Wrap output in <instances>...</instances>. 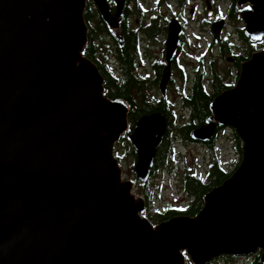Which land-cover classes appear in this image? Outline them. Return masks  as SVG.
<instances>
[{
  "label": "water",
  "instance_id": "obj_1",
  "mask_svg": "<svg viewBox=\"0 0 264 264\" xmlns=\"http://www.w3.org/2000/svg\"><path fill=\"white\" fill-rule=\"evenodd\" d=\"M103 25L120 28L126 0H91ZM109 2L114 5L113 10ZM87 0H0V264H207L259 253L264 264V49L241 62L235 84L192 129L206 143L216 127L241 141L240 160L203 196L194 215L154 224L123 180L114 146L129 131L130 105L108 98L88 42ZM243 34L264 38V0H236ZM225 20L211 25L220 40ZM180 47L167 25L166 92ZM230 61V59H228ZM168 118L140 116L128 135L135 179L146 184Z\"/></svg>",
  "mask_w": 264,
  "mask_h": 264
},
{
  "label": "rangeland",
  "instance_id": "obj_2",
  "mask_svg": "<svg viewBox=\"0 0 264 264\" xmlns=\"http://www.w3.org/2000/svg\"><path fill=\"white\" fill-rule=\"evenodd\" d=\"M199 1V0H198ZM212 1V2H211ZM203 6L198 11L199 6L196 5L194 0H187L185 7L176 6L171 0H166L158 4V0H134L130 4L134 16L129 20V27L145 24L151 17L157 15V13L167 14L170 16L167 10L171 9V14L180 16L185 27V42L181 44V50L177 56L178 66L172 68L171 83L168 85L165 95L162 96L159 92L158 85L154 82L155 71L152 62L158 61L164 63L163 56V43L157 37L152 36L148 40H144L141 35L140 40L142 43H138V55L133 61L135 75L141 79V85L147 97L150 101H156L160 98H165L169 103L171 114L169 115L170 139L174 145L171 158L152 171L150 178L146 184H141L135 179L133 172L134 158L128 153L127 142L118 141L114 146V155L119 161L120 168L122 170L123 180H130L133 183L132 193L136 196H142L146 202L145 216L150 219L154 217L157 212H163L169 209L183 210L189 205H192L191 196L185 192L183 188L182 173L185 166L190 170H195L196 173L205 176L206 168L211 156H216L221 166L230 172L236 166L240 160V155L234 149L232 143V132L230 128H222L215 140V151L212 153L205 148L202 143L189 142L180 139V133L178 128L184 123L189 121V111L182 104L180 98V90L185 92L184 89H188L194 70L200 62H203L202 71L205 75L209 74V67L211 59H214L216 64V70L220 74L221 83H231L235 81V70L227 72L229 63L227 61V54L221 58L213 43L212 35L208 34V26L205 25L201 31V28L196 22L192 21L193 14L200 15L202 19H215L219 17H227V21L224 27L223 35L225 38L233 43V51L238 54L247 56V50L264 49V38L261 41H250L247 43L241 42L238 36V28L243 25L242 19L239 18L240 8L235 4L233 9V15L228 16V10L231 4L230 0H202ZM110 8L112 2H109ZM248 6L244 5L243 7ZM191 7L194 13H191ZM95 9V7H94ZM100 20L98 12L92 19L93 28L96 30L95 41L101 47L102 54L99 55L100 59L104 60L106 66L111 65V70L117 71L118 64H112L111 59L115 52V39L107 36L105 33H100V26L96 21ZM158 23V22H157ZM161 24L158 23V27ZM157 28V26H156ZM114 37H118L121 33L119 27L116 31L110 32ZM163 47V48H162ZM114 59V58H113ZM102 62V61H101ZM190 64L191 66H187ZM182 69V71L179 70ZM227 74V75H226ZM182 75L188 78V81L184 82ZM131 146V143H130ZM132 147V146H131ZM130 149V148H129ZM195 206V205H194ZM152 221V220H151ZM156 224V223H155ZM259 255L258 253L241 257H234L227 259L222 256L213 260V264H249L253 259V256ZM190 264V262H187Z\"/></svg>",
  "mask_w": 264,
  "mask_h": 264
},
{
  "label": "trees",
  "instance_id": "obj_3",
  "mask_svg": "<svg viewBox=\"0 0 264 264\" xmlns=\"http://www.w3.org/2000/svg\"><path fill=\"white\" fill-rule=\"evenodd\" d=\"M113 8L114 5L112 3L111 9L113 10ZM96 14L97 11L96 9H94V5L92 4L91 0H87L84 12V20L88 28V42L84 48L83 54L97 64L104 80V94L111 99L117 97L123 98L130 105V112L128 115L129 131L123 134L119 141L123 142V140H125L127 142L128 153L133 156L134 160L135 151L130 146L128 135L133 130L135 121L140 116L155 111L164 113L165 116L168 118L167 130L161 140V143L158 146L154 166L152 169L153 171L161 164L165 163L167 159L171 158L172 152L174 150L172 139H170L169 136L171 131L169 125L172 123L169 118V115L171 114L169 103L163 97L156 101H150L146 93L141 91V89L143 90L141 85V79H139L135 75L133 66V61L138 55V48H136L134 41L132 40L133 34L126 33V30L123 28L121 31L123 33V36H120L119 38H114V36L110 34L106 27L102 24L101 20H97L96 23L98 26H100V33H105L107 36H110L112 39H115V52L113 57L114 61L112 62V64H118L119 68L117 69V71H114L111 70L109 66H106L104 64V60L100 59L99 57V55L102 54L101 47L96 43L94 39L96 30L93 28L92 19L96 16ZM232 15L233 11L231 13V16ZM238 36L241 42H250L243 34V28H240L238 30ZM223 44V52L229 53L230 48L232 49V44H230V46H228L226 42H223ZM253 51L251 49L247 50L248 55H241L238 59L240 61L245 60ZM152 65L155 71L154 82L157 84L161 69L163 67V62L155 61ZM184 81H186V78H184ZM190 84L191 87L190 92L188 94L182 91L179 92L182 104L188 109L190 118L189 121L184 122L178 128V130L180 133L181 140L192 142L189 137V132L192 129L206 123L208 117L211 116L210 103L212 102L213 98L221 91L226 89L227 86L222 85L221 81L216 79L214 82V84L216 85V89L213 94H209L204 87V83L201 79V74L197 72L195 73L193 79L190 81ZM220 129L222 128L218 126L217 131H219ZM215 136L216 135H214V137L209 141V143H207L206 146L207 149L212 153L215 151ZM232 143L234 149L240 155L241 141L237 137L235 132H232ZM237 165L238 163L236 164L235 168L237 167ZM235 168L230 172H227L221 166L216 156H211V159L207 164L205 176H202L196 173L195 170H190L187 166H185L182 173L183 188L185 192L191 196L193 204L180 211L177 209H169L163 212H157L154 217H150V220H152V222L155 224L163 220L169 219L175 215L194 216L202 206L203 196L213 187L219 185L226 178H228L235 170ZM223 257H226L229 260L234 258V256ZM210 263L211 262L207 264Z\"/></svg>",
  "mask_w": 264,
  "mask_h": 264
},
{
  "label": "flooded vegetation",
  "instance_id": "obj_4",
  "mask_svg": "<svg viewBox=\"0 0 264 264\" xmlns=\"http://www.w3.org/2000/svg\"><path fill=\"white\" fill-rule=\"evenodd\" d=\"M163 1H166V0H158V4H160L161 2H163ZM176 6H178V7H185L186 5H187V0H171ZM231 1V4H230V7H229V10H228V16L230 15L231 16V13H232V11H233V9H234V7H235V4L237 5V3H236V0H230ZM134 2V0H126V3H125V7H124V15H123V19H122V24H121V31H122V29L124 28L125 30H126V33H132L133 35H132V40L134 41V44H135V46H136V48H138V43H142V41L140 40V37H141V35H143V37H144V40H148L149 38H151L152 36H155V37H157L159 40H161V42L163 43V45H165V41H166V38H167V25H168V23L171 21V20H175L176 21V23L179 25V28H180V48H179V51H178V54H179V52H180V50H181V44H183V42H185V40H186V38H185V27H184V25H183V23H182V21L180 20V16L179 17H177L176 15H173V14H171V9H169V10H167L168 12H169V14H170V16L168 17V15L167 14H161L160 12L159 13H157V15H155L154 17H151L150 19H149V21L148 22H146L145 24H140V25H138V26H133L132 28H128L129 27V20H130V18L131 17H133L134 16V12L132 11V8H131V6H130V4L131 3H133ZM194 2H195V4L197 5L198 4V6H199V12L201 11L200 10V8L203 6V3H202V0H194ZM212 2V1H211ZM244 5H247V4H244ZM243 5V6H244ZM249 5V4H248ZM238 6V5H237ZM243 6H241V7H239L240 8V11H241V8H243ZM245 7H247V6H245ZM240 11H239V18H240ZM191 13H194V11H193V8L191 7V11H190ZM220 19H224L225 20V24H226V21H227V17H219V18H215V19H202L201 17H200V15H198L197 14V12H196V14H193V16H192V21L193 22H196L197 24H198V26L201 28V31H202V29L204 28V26L205 25H207L208 26V31H207V33L208 34H210V35H212V38H213V43H211V47H214V44H216L215 45V47H216V51H217V53H218V55L221 57V58H223V56L224 55H226L227 54V56H226V58H227V61H228V59H230V61H228V62H230L229 63V66H228V69H227V72H229L230 70H235V73H234V78H235V81H234V83L233 84H231V83H221L222 85H225V86H227V88L226 89H229V88H231L234 84H235V82H236V79H237V77H238V75H239V72H240V64H241V62L242 61H240L238 58H239V56H241L240 54H238V52H234L233 51V49H231L230 48V52L229 53H224L223 52V50H222V47H223V42H226V44L228 45V46H230V44H232V48H234L233 47V43L232 42H230V41H228L226 38H225V36L223 35V30H224V27H225V25H224V27H223V30H222V32H221V34H220V40H218V42H214V37H213V33H212V29H211V25H212V23L213 22H215V21H218V20H220ZM241 19V18H240ZM160 23L161 24V26L160 27H158V23ZM243 22V21H242ZM156 26H157V28H156ZM241 28H243V25H242V27ZM240 28H238V30H239ZM237 33H238V31H237ZM120 36H123V33L121 32L120 33V35H119V37ZM164 47V46H163ZM162 47V48H163ZM163 52V56H164V48H163V50H162ZM178 54H177V56H178ZM177 56L174 58V60L172 61V64H171V73H172V68H174L175 66H178L179 64V62H178V59H177ZM113 57H114V55H113ZM113 59V58H112ZM247 59V58H246ZM244 61V60H243ZM155 62V61H154ZM154 62H152V64L154 63ZM164 64L165 63H163V66H164ZM215 64H216V62H215V60L214 59H211V61H210V63L209 64H207L208 65V67H209V74L208 75H205L204 74V71H202V66L204 65L203 64V62H200L196 67H193L192 66V68H193V70H194V73H192V77H191V80L193 79V77H194V75H195V73L197 72V73H200L201 74V79H202V81H203V83H204V87H205V89H206V91L209 93V94H213L214 93V91H215V89H216V85L214 84V82H215V80L216 79H218L219 81L221 80V79H223V78H225L224 76L220 79V74H218V72H217V70H216V66H215ZM187 66H191L190 64H186ZM179 70L180 71H182V69L181 68H179ZM227 75V74H226ZM159 77H160V75H159ZM184 78H186V81H188V78L187 77H185V76H183L182 75V79H183V81H184ZM158 80H159V78H158ZM170 80H172V77H171V79ZM190 80V81H191ZM186 81H184V82H186ZM171 82L169 81V83H168V85L170 84ZM157 85H158V82H157ZM168 85H167V87H168ZM189 87H191V84H189ZM226 89H224V90H226ZM185 90V92L188 94L189 92H190V88H189V91H188V89H184ZM223 90V91H224ZM182 91V89L180 90V92ZM222 92V91H221ZM181 98V97H180ZM218 127V126H217ZM217 127H216V132H215V134L214 135H216L215 136V138H214V140H216V138H217V134H218V132L221 130H219V131H217ZM220 128H222V127H220ZM226 129V128H225ZM214 135H213V137H214ZM212 137V138H213ZM211 138V139H212ZM210 139V140H211ZM209 140V141H210ZM209 141L208 142H206V143H202V145L205 147V148H207L206 146H207V143H209ZM252 256V255H251ZM251 256H249L248 258H250ZM234 257H236V256H234ZM241 258H243V257H245V256H240ZM257 257L259 258V256L257 255ZM256 256H253V259L250 261V263L249 264H256L257 262H258V258H257ZM222 259L224 258L223 256L221 257ZM213 263V261H211V263L210 264H212Z\"/></svg>",
  "mask_w": 264,
  "mask_h": 264
},
{
  "label": "bare ground",
  "instance_id": "obj_5",
  "mask_svg": "<svg viewBox=\"0 0 264 264\" xmlns=\"http://www.w3.org/2000/svg\"><path fill=\"white\" fill-rule=\"evenodd\" d=\"M115 29H113V31H114Z\"/></svg>",
  "mask_w": 264,
  "mask_h": 264
}]
</instances>
